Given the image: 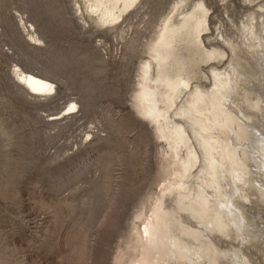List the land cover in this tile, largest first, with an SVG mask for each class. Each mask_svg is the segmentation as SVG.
Masks as SVG:
<instances>
[{"label":"rangeland","instance_id":"1","mask_svg":"<svg viewBox=\"0 0 264 264\" xmlns=\"http://www.w3.org/2000/svg\"><path fill=\"white\" fill-rule=\"evenodd\" d=\"M200 4L208 10L203 47L224 58L202 64L183 44L189 69L210 89L211 68L234 66L252 80L240 83L237 99L257 101L264 67L245 28L253 23L264 47V0H140L111 26L87 0H0V264H134L143 252L136 235L152 210H178L175 195L161 194L169 184L168 142L134 100L162 27L173 17L203 15ZM20 73L48 80L54 92L32 95ZM249 115L264 136V113ZM261 169L253 178L264 183ZM238 186L250 199L236 198L238 191L233 197L245 214L239 228L248 227L249 236L238 238L234 225L228 237L210 234L227 253L217 264H234L235 252L264 264V198ZM180 213L186 225L198 226Z\"/></svg>","mask_w":264,"mask_h":264},{"label":"bare ground","instance_id":"2","mask_svg":"<svg viewBox=\"0 0 264 264\" xmlns=\"http://www.w3.org/2000/svg\"><path fill=\"white\" fill-rule=\"evenodd\" d=\"M139 1L87 0V3L88 9L104 25L111 26L120 22L123 15ZM198 7L203 15L193 12L183 15L181 19L173 17L159 30L157 40L148 50L150 59L143 64L140 91L134 100L137 112L154 125L160 137L168 142V158L172 160L169 159L170 162L167 163L169 184L161 194L175 195L178 207V210L175 206V210H168L163 208V204L154 207L151 219L148 218L143 228L137 232L136 242L143 252L139 260L134 259V264L219 263L218 259L226 257L227 253L225 256L215 246L210 234L218 233L228 237L233 232L231 226L234 225L239 232H236L238 238L244 240L249 236L246 230L248 227L245 228L243 224L239 228V222L244 219L245 214L233 197L238 191L239 197L236 198H249L242 194L245 190L238 184L258 190L259 195L264 198V183L253 178L261 167L264 169V136L259 134L263 129L256 127L257 122L253 121L255 127L248 123L249 120L252 122L249 115L252 112L254 116L258 114V117L260 113H264V81L255 86L258 95L255 102L249 101L245 94L240 96L241 101L237 99L241 93V85H248L252 80L244 79L234 66L224 70L211 68L210 81L213 80V84L210 89L199 85L200 79L189 69L190 63L181 53L182 45L188 44L186 50L193 57L200 55L202 64L219 57L224 58V54L215 56L203 47L201 36L207 27L208 10L201 4ZM252 24L244 27L247 41L252 42L247 46L264 67V47ZM244 47L246 48L245 45ZM207 77L210 78L209 75ZM18 78L20 84L34 96H48L55 90L48 80L30 74L20 73ZM75 107L72 104L65 115ZM260 120L262 117L258 120L259 126L264 124L261 121L263 124L260 125ZM252 127L263 143L259 138L253 139ZM249 141L253 146L256 144L253 147L255 150L249 146ZM259 150L263 160L255 156ZM252 162L255 163V170L250 164ZM255 181L260 188L254 186ZM179 212L192 215L198 226H187L181 217L184 214L179 215ZM248 225L251 226L249 222ZM232 256L234 264L249 262L237 252Z\"/></svg>","mask_w":264,"mask_h":264}]
</instances>
